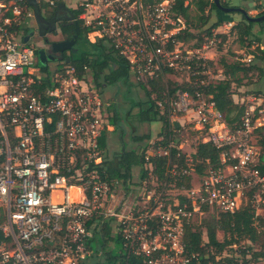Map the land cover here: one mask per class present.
<instances>
[{
    "label": "built area",
    "instance_id": "built-area-1",
    "mask_svg": "<svg viewBox=\"0 0 264 264\" xmlns=\"http://www.w3.org/2000/svg\"><path fill=\"white\" fill-rule=\"evenodd\" d=\"M43 1L53 0H37ZM174 4L76 0V9L88 40L107 43L128 63L130 79L143 82L207 59L179 44ZM34 25L27 0H0V264H86L93 257L104 264L107 237L112 253L119 243L116 253L125 264L135 258L188 264L195 255L186 252L184 231L205 211L232 213L246 196L255 216L264 218V154L255 141L264 132L262 94L235 101L246 107L231 128L210 95L171 97L166 88V104L158 101V109L171 122L183 114L200 140L218 151V163L198 174L192 153L185 154L184 164L169 161L160 177L150 158L169 156L174 146L182 150L173 140L153 148L159 136L145 150L144 178L134 185L113 175L99 144L113 129L112 102L86 65L78 70L61 59L43 71L39 47L23 40ZM253 264H264V255Z\"/></svg>",
    "mask_w": 264,
    "mask_h": 264
},
{
    "label": "trees",
    "instance_id": "trees-1",
    "mask_svg": "<svg viewBox=\"0 0 264 264\" xmlns=\"http://www.w3.org/2000/svg\"><path fill=\"white\" fill-rule=\"evenodd\" d=\"M48 2L39 3L40 9L46 7ZM187 3V4H185ZM189 0H175L173 8V17L183 19L186 23L187 10L189 7ZM199 9L202 12L200 17L201 25H205L209 22V15L204 14L205 7L209 10H219L213 0H198ZM223 6H227V3L222 0ZM80 10H75V15L78 17ZM240 14V13H239ZM264 14V9L257 15ZM242 17V22H238L234 27L239 34L241 41L247 39L251 43H255L260 54H254V52L248 53L252 56L249 64L247 61H238L230 66L231 71H237L241 75L236 80H219L214 83L205 82L208 77L204 70L209 67L211 60H190L187 61V68H184L188 74V77L183 82L165 80L164 75L160 74L157 77L149 78L143 82H133L129 75V66L126 60L120 56L117 52L113 51L112 48L102 40L96 42H90L86 36V31L83 29L84 38L81 51L75 55L76 59H71L69 62L73 64L78 70H82L83 65H86L97 85L104 91V84L117 85L123 84L126 86L127 97H129V107L125 111V117L127 118V113L133 108H137L135 117L139 123H153L160 122L162 131L160 132V137H162L160 142H155L152 146L157 148L158 145L166 146L170 140L176 142L175 136H177L178 128L174 122H171L166 110L161 112L158 109L157 102L162 101L166 104V98L163 94L165 89L171 97H175L176 92H187L192 97H196L197 93H202L205 96H211V100L214 102L216 108L220 110L231 128H235L238 125L240 116L243 114L246 107V103H237L233 100V85H240L243 78L248 75H262L263 67L258 62H253L252 60H264V20L261 22H252L246 20V18L240 14ZM223 21L215 20L213 24L207 29V33L211 35L212 29L218 27ZM81 24V23H80ZM260 26V33L262 37L257 33L252 32L253 25ZM82 26V25H81ZM181 31L185 35H181ZM213 35V34H212ZM187 37H193V34L188 30H180L178 33V41H183ZM223 38V36H221ZM72 58V57H71ZM252 62V63H251ZM203 64V66H202ZM43 71L47 70L42 68ZM171 73V71H166L165 73ZM139 87L146 100H138L132 97L133 91L131 88ZM259 89L256 93H261ZM263 93V92H262ZM104 94V92H103ZM132 96H131V95ZM126 97V96H125ZM111 110H113L110 116V122L113 125V130L116 129L119 123L118 110L115 108L114 104H111ZM134 129V128H133ZM134 131L132 130L130 137L136 141H141L143 139H148L149 136H134ZM123 134L121 130L120 135ZM106 136H102L99 140L100 147L106 149ZM264 154V138L259 142ZM149 146H145L140 152H137L135 148L126 149L123 145L121 152L118 155V162L115 163L113 168V175L117 178L129 180L132 177V170L134 167L144 166V153ZM195 150L192 152L191 157L197 162V172L201 174L204 166L208 164L216 165L218 163V151L208 142H202L198 140L195 145ZM177 154H179L177 156ZM185 153L177 149L175 146L170 149L169 156L151 157L150 162L154 166V171L163 177L165 167L168 162L184 164ZM264 159V155H263ZM264 167H262V171ZM212 215L213 217L206 221L204 216ZM259 218L258 228L255 226V219ZM201 228L196 229L193 232L186 230L184 234L185 249L188 255H195L192 257L188 264H253L259 256L264 255V218L256 217L253 209L251 208L249 202L241 205L239 209L230 212H220L212 213L205 211L201 216ZM1 221V219H0ZM229 232L228 238L219 239L217 237L218 231ZM1 239V233H0ZM245 240L246 242L241 244L240 240ZM260 241V247L255 248L257 241ZM235 245V247H233ZM243 245L245 247L243 248ZM232 251V253H231ZM108 262L113 263L114 257L112 254L108 253ZM240 257V258H239ZM120 264H125L121 262ZM129 264H141L140 258H135L132 263Z\"/></svg>",
    "mask_w": 264,
    "mask_h": 264
},
{
    "label": "rangeland",
    "instance_id": "rangeland-1",
    "mask_svg": "<svg viewBox=\"0 0 264 264\" xmlns=\"http://www.w3.org/2000/svg\"><path fill=\"white\" fill-rule=\"evenodd\" d=\"M74 1L76 0H65L66 3L68 4H73ZM190 4L187 10V20L186 23L184 22L183 19H180L181 22H178V28L180 30H188L193 34V37H187L183 41H179V44H182V48H185L187 50H192L196 51L199 50L200 54L204 56L205 58L211 60V64L209 65V73L208 77L205 79V82H211L214 83L219 80H236L241 74L237 71H231L230 66L232 64L237 63L240 61V59L244 58L243 54L248 55L250 52H254V54H260L258 52V49L256 47L255 43H251L250 40L253 41V39H247L245 41H241L239 34L237 33V30L234 28L226 29L223 28L221 29L222 32L216 33L214 31H210L211 35L207 33V29L215 22V10H209V8L205 7V12L204 14H208L210 19L209 22L206 23L205 25H201L200 23V17L202 12L199 9V4L198 0H189ZM227 3V6H232L230 5V1H224ZM220 3H222V0H220ZM231 3L236 4V7H241L243 9H246L247 7H251V9H255V13H251L249 15L251 16H257L259 12H261L264 9V0H231ZM187 4V3H185ZM219 12H222L219 10ZM224 13V12H223ZM236 14H239L238 12H233ZM230 16H236L239 21H235L236 23L242 22V17L241 15H232ZM226 14V13H224ZM255 14V15H254ZM234 18V17H233ZM232 20V19H231ZM235 20V19H234ZM235 23V24H236ZM226 29V30H224ZM253 32L257 33L262 37V34L260 33V26L255 24L252 27ZM180 32V31H179ZM181 35H185L183 31L180 33ZM213 34V35H212ZM223 36V38L221 37ZM48 38L51 39H56L54 36H48ZM211 42V43H210ZM205 45H208L209 47L206 48ZM205 47V48H204ZM264 48V47H263ZM243 50V51H241ZM253 62H258L261 66L264 67V60H257L255 59L252 60ZM250 62L246 63L249 64ZM252 63V62H251ZM90 73V71H88ZM91 74V73H90ZM188 74L186 70H178V73H169L166 75L165 80H170V81H178V82H183L186 80L188 77ZM145 81V80H144ZM264 85V72L262 75H248L243 78V81L241 82L240 85L232 86V91H233V100H240L238 98L240 97H246L248 95L252 94H262L264 96V93L260 91L261 93H256L258 92L259 89L263 88ZM126 86L123 84H117V85H112L107 88H104V97L109 99L112 104H114L115 108L118 110V118H119V123L118 126L116 127L115 130H110L108 132L109 134V147L108 150L106 151V157L110 161L111 166H115V163L117 164L118 162V153L121 151L122 144L121 142H125V147L126 149L129 148H135L137 152H140L141 149H143L145 146H152L151 142L154 141L156 136L160 135V132L162 131L161 128V123L157 122V124L151 125L148 123H139L135 117V114L137 112V108H133L129 113H127V118L125 117V111L129 107V95L125 94L126 93ZM131 90L134 92L131 96L137 98L138 100H146V97L144 96L142 90L135 86L131 88ZM126 96V97H125ZM129 96V97H127ZM183 114H177L174 118V122L177 125L178 133L177 136H175L177 145H179L180 149L185 153V154H191L195 149V145L198 140H200V136L195 132V129L190 126L189 123H187V119L182 118ZM134 128V129H133ZM121 130H123V136L120 135ZM132 130L135 132L134 136H145L148 135V139H143L141 141H136L134 142L130 134ZM264 138V132H259L255 136V141L257 143ZM259 144V143H258ZM118 154V155H117ZM132 173L134 174V184L138 185L141 180H143L144 175L143 172L141 171V167H134L132 170ZM247 202V197L245 196L242 202V205ZM213 216L212 215H206L204 216L203 219L206 221L210 220ZM201 217L197 218L193 223L190 222L187 224V227L185 229L188 230L189 232H193L198 228H201ZM184 233V234H185ZM217 237L221 240L224 237L228 238L229 237V232H223V231H218L217 232ZM241 244L243 242L245 243V240H240ZM260 239L257 241V245L255 248L260 247ZM94 247H96L95 242H93ZM246 244H248L246 242ZM113 246V239L110 237H107L104 241L103 248V263L104 264H109L108 262V253L112 254L114 257V264H120L123 262V258L120 254L116 253L119 249V243L114 244L113 248V253L110 251L112 250ZM232 253V251H231ZM117 254V255H116ZM240 258V257H239ZM86 264H100V260L93 257V258H88L86 261Z\"/></svg>",
    "mask_w": 264,
    "mask_h": 264
},
{
    "label": "flooded vegetation",
    "instance_id": "flooded-vegetation-1",
    "mask_svg": "<svg viewBox=\"0 0 264 264\" xmlns=\"http://www.w3.org/2000/svg\"><path fill=\"white\" fill-rule=\"evenodd\" d=\"M60 3H63L64 6L70 11H67V9L63 6H60ZM75 10L76 1H74L73 4H68L65 2V0H53L52 2H48L46 7L41 9V14L47 22V24H45V33L41 36L35 24L32 27L33 33L29 40L37 44L39 48L44 49L46 53L58 58L65 59V57L71 56L73 49H76L78 54L81 51L83 45L84 32L83 27L75 15ZM50 28L52 30H50ZM50 35L56 37V39L48 38ZM72 40L75 41V44L71 49L56 53L52 51L51 43L53 41ZM52 64L53 62H49L48 67ZM109 86L111 85H103L104 88Z\"/></svg>",
    "mask_w": 264,
    "mask_h": 264
},
{
    "label": "water",
    "instance_id": "water-1",
    "mask_svg": "<svg viewBox=\"0 0 264 264\" xmlns=\"http://www.w3.org/2000/svg\"><path fill=\"white\" fill-rule=\"evenodd\" d=\"M27 2L33 9L36 27L39 30V34L42 36L45 33V24H47V22L45 21L44 17L41 14V9H40L39 3L37 2V0H27ZM213 2L215 4V6L220 11H222L224 13L238 12V13L242 14L246 18V20L252 21L255 23L261 22L264 20V14L257 15V16H251L246 12L245 9H243L241 7L223 6L220 3V0H213ZM60 6L65 7L63 3H60ZM66 9H67V11H70L68 8H66ZM50 30H52V29L50 28ZM32 33H33V28H29L23 37L24 42L29 41ZM74 44H75V41H73V40L72 41H53L51 43V47H52V51L54 53H56V52H62L64 50L71 49ZM75 55H77V50L73 49L72 55L69 57H65V61L69 62L71 59H76ZM37 58H38V65L41 68H46L48 66L49 62H55V61H59L62 59V58H58V57H55L51 54L46 53L45 50L42 48H39L37 50Z\"/></svg>",
    "mask_w": 264,
    "mask_h": 264
},
{
    "label": "crops",
    "instance_id": "crops-1",
    "mask_svg": "<svg viewBox=\"0 0 264 264\" xmlns=\"http://www.w3.org/2000/svg\"><path fill=\"white\" fill-rule=\"evenodd\" d=\"M223 1H230V5H232V6H237L236 4H233V3H231V0H223ZM246 12L248 13V14H251V13H255L256 14V11L257 10H255V9H251V7H247L246 9ZM233 13V12H232ZM254 14V15H255ZM215 18L217 19V20H222L223 22L218 26V27H216V28H214V29H212V31H214V32H216V33H220V31L222 32V30L221 29H223V28H226V29H232V28H234V26L237 24L235 21H239V19H237V17L236 16H230L231 14H224L223 12H219V10H215ZM232 15H240V14H236V13H233ZM234 17V18H233ZM241 17V16H240ZM232 19V20H231ZM235 19V20H234ZM236 23V24H235ZM226 29H224V30H226ZM252 32H253V30H252ZM254 34H255V32H253ZM261 48H263V46H261ZM241 51H243V50H241ZM263 67V66H262ZM263 72H264V67H263ZM263 93H264V85H263V88H261L260 89ZM234 95V94H233ZM243 98H245V97H240V98H238V99H243ZM234 101H237V100H234ZM111 102V101H110ZM151 125H154V124H157V122H153V123H150ZM159 136H156L154 139H157ZM105 143H106V151L108 150V147H109V134L107 133L106 134V141H105ZM121 144H122V147H123V145H125V142L124 141H122L121 142ZM141 171H142V168H141ZM134 174L132 173V177L130 178L131 179V182H133V184L135 183L134 181ZM135 185V184H134Z\"/></svg>",
    "mask_w": 264,
    "mask_h": 264
}]
</instances>
